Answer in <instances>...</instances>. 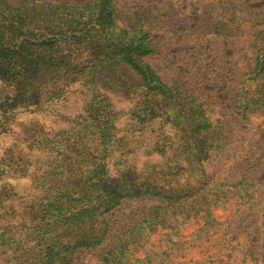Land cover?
I'll list each match as a JSON object with an SVG mask.
<instances>
[{
    "label": "trees",
    "instance_id": "16d2710c",
    "mask_svg": "<svg viewBox=\"0 0 264 264\" xmlns=\"http://www.w3.org/2000/svg\"><path fill=\"white\" fill-rule=\"evenodd\" d=\"M116 13L113 0H0V122L16 107L37 109L65 100L73 85L78 87L74 92L88 97L87 111L78 114L80 120L72 126L76 142L61 152L63 177L51 171L36 176L38 184L51 191L49 201L41 203L35 196L21 206L20 216L27 224L21 232L4 236L0 264H48L49 255H55V264H71L75 250L95 247L105 238V213L125 199L149 197L160 202L113 248L101 253V264H140L146 257L134 254L144 246L140 240L145 223L168 227L180 217L181 224H198V234L206 236L218 224L215 208L228 203L241 216L254 205V184L249 182L253 179L209 181L196 138L204 137L212 143L209 148L218 150L224 146L225 129L209 119L196 96L180 85L164 83L144 61L158 51L151 18L142 17L143 22L128 28L118 25ZM259 49L231 105L241 118L264 109V50ZM131 74L138 77L137 83ZM104 85L134 99L133 132L144 134L157 119L176 132L178 146H171L170 136L161 143L165 137L161 132V139L155 138L145 150L159 154L162 162L127 164L116 180L97 161L103 149L90 143L100 138L102 118L116 117L99 91ZM117 140L125 154L139 148L126 135ZM98 166L105 173L95 183L84 173ZM44 213L53 218L48 230L40 221Z\"/></svg>",
    "mask_w": 264,
    "mask_h": 264
},
{
    "label": "rangeland",
    "instance_id": "374dc122",
    "mask_svg": "<svg viewBox=\"0 0 264 264\" xmlns=\"http://www.w3.org/2000/svg\"><path fill=\"white\" fill-rule=\"evenodd\" d=\"M113 1L120 26L133 28L137 22H143L142 17L151 18V35L157 41L158 51L144 57V61L164 83L180 85L196 96L204 104L209 119L224 127V146L218 150L209 148L212 143L204 137L196 138L204 154L209 181H236L241 176L254 180L249 181L254 184V205L250 211L237 216L240 213L228 203L223 208H215L213 215L219 216L218 224L206 236L198 234V224L190 221L181 224L180 217L168 227L145 223L146 233L140 240L144 246L134 256L146 257L140 264H264V109L245 118L235 114V109L231 110L235 94L253 64L254 54L260 52L259 48L264 50V0ZM131 75L132 82L137 83L138 77ZM77 89L73 85L65 100L41 108L16 107L0 122V249L4 247V236L24 230L27 222L19 212L23 204L35 196L40 197L41 203L49 201L51 191L38 184L36 176L51 171L57 178L63 177L61 152L76 142L72 126L80 120L76 119L78 114L88 109L85 103L88 97L73 91ZM99 91L116 117L115 120L113 116L102 118L106 123L99 124L100 138L90 144L103 149L97 161L110 176L117 180L127 164L162 162L159 154L145 152L155 144V138L161 139V132L165 136L161 143L170 136L174 138L171 146L179 145L175 144L176 132L169 124L161 125L158 119L144 134L133 132L132 96L105 85ZM122 135L132 139L130 144L139 146L133 154L123 153L118 146L121 140L117 139ZM104 168H92L84 176L99 183ZM159 202L149 197L123 200L105 213L108 221L105 238L95 247L75 250L71 264H101V253L113 248L122 234ZM46 210H50L49 206ZM51 217L44 213L40 218L46 230L53 220ZM243 219L247 222L241 223ZM39 226L37 232L41 231ZM54 256L49 255L48 264H55Z\"/></svg>",
    "mask_w": 264,
    "mask_h": 264
}]
</instances>
